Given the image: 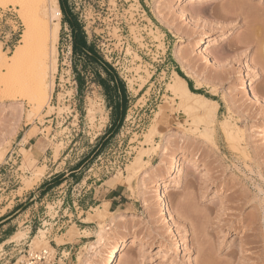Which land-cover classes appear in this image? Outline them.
Masks as SVG:
<instances>
[{
	"label": "rangeland",
	"instance_id": "1",
	"mask_svg": "<svg viewBox=\"0 0 264 264\" xmlns=\"http://www.w3.org/2000/svg\"><path fill=\"white\" fill-rule=\"evenodd\" d=\"M4 1L0 56L12 57L27 28ZM193 1L63 0L49 104L31 113L0 81V264L51 248L63 264H105L122 241L119 264H264V0ZM69 19L126 84L118 128L119 96L75 57ZM175 73L216 103L215 123L182 105ZM41 230L50 247L33 243Z\"/></svg>",
	"mask_w": 264,
	"mask_h": 264
},
{
	"label": "bare ground",
	"instance_id": "2",
	"mask_svg": "<svg viewBox=\"0 0 264 264\" xmlns=\"http://www.w3.org/2000/svg\"><path fill=\"white\" fill-rule=\"evenodd\" d=\"M3 1L4 0H1V3ZM6 2L8 3V0ZM11 2L22 7L23 20L27 30L23 36V39L21 40V45L15 49L12 57L2 55L0 56V81L4 84L7 92L21 94L23 97L27 98L30 105L32 106L33 111L31 113H37L41 111L44 106L49 104L52 94L53 80L51 81V85H48V68L51 66V70H53L52 72L57 70L56 44L58 42L59 31L61 29L59 17L62 15L60 2L59 0H11ZM192 2L194 1L192 0ZM3 4H6L5 1ZM256 27L257 25L253 28L255 33ZM261 38L258 40V44L261 43L263 47L262 52L264 55V38ZM258 65L264 68V60L263 62L259 61ZM2 69H6V73L2 72ZM50 74L53 75L51 72ZM174 83L175 85H173V89L176 94L175 96L179 98L187 111H192L196 114L198 112L199 116L201 115L200 117H202V119L204 118V121L207 122V125H210L213 122L215 123L218 108L215 102L200 94L191 92L186 80L177 73H175ZM253 95L256 99H258V95L255 93ZM36 179H39V176H37ZM159 192L160 193L158 196L160 201H162L163 212H169L170 209L166 196L161 191ZM100 212L107 213L110 211L106 208V210ZM169 217L170 220L173 219L171 213H169ZM86 220L88 221V219ZM75 230L76 226L74 225L72 229L68 231V235L72 238L75 237ZM109 230L110 228H104L98 233L96 243L92 248L94 251H92L93 256H103L102 253L109 242L107 237L109 235ZM45 232L46 231L42 230L39 231L40 234L36 235L33 239V243L38 245V247L40 244H44L46 247L49 246L48 242L45 241ZM70 237L69 239H71ZM69 239L67 241H69ZM57 242V244L60 246L65 243L62 241V238L61 241L57 240ZM35 244L32 245V247L35 246ZM128 245L129 244L126 241L120 242L112 251H110V253H108L105 264H119V258L128 248ZM51 250L55 249L51 248ZM91 259L93 258L91 257ZM84 264H91V260H87L84 262Z\"/></svg>",
	"mask_w": 264,
	"mask_h": 264
},
{
	"label": "trees",
	"instance_id": "3",
	"mask_svg": "<svg viewBox=\"0 0 264 264\" xmlns=\"http://www.w3.org/2000/svg\"><path fill=\"white\" fill-rule=\"evenodd\" d=\"M60 5L63 12L66 13L63 0H60ZM66 23H68L71 27L73 38L72 46L75 57L84 60L85 67H91L93 69L95 75L97 76L98 84L104 88L106 96L111 101L115 100L119 96V102H115V117L117 119L113 116V118H115V127L118 128L124 121V117L127 112L128 97L126 94V84L120 78L116 69L104 59L98 51L97 46L94 43L88 42L87 35L78 21L69 19ZM74 69L77 70V66H74ZM103 73L106 78L103 77ZM78 77L79 78L77 80L79 82V89H81L82 78L80 76Z\"/></svg>",
	"mask_w": 264,
	"mask_h": 264
},
{
	"label": "built area",
	"instance_id": "4",
	"mask_svg": "<svg viewBox=\"0 0 264 264\" xmlns=\"http://www.w3.org/2000/svg\"><path fill=\"white\" fill-rule=\"evenodd\" d=\"M63 256L58 258L51 250L44 249L37 252L28 253L22 262L15 264H63Z\"/></svg>",
	"mask_w": 264,
	"mask_h": 264
},
{
	"label": "crops",
	"instance_id": "5",
	"mask_svg": "<svg viewBox=\"0 0 264 264\" xmlns=\"http://www.w3.org/2000/svg\"><path fill=\"white\" fill-rule=\"evenodd\" d=\"M112 191H114V190H112ZM113 194H114V192H113ZM122 195H123V194L115 195V196H117V197H115V196L112 197V196H111L108 200L106 199V200H107L106 202H108L109 205L117 206L116 203H113V202H117V203H118V202H121V201H122V197H123ZM120 199H121V200H120ZM120 206H122V204H120ZM109 211H110L111 213H113V212L111 211V208H109ZM4 243H5V242H4ZM4 243H3V244H4Z\"/></svg>",
	"mask_w": 264,
	"mask_h": 264
}]
</instances>
